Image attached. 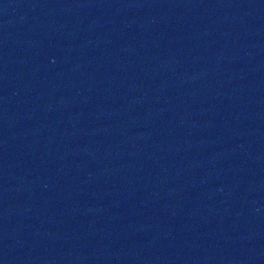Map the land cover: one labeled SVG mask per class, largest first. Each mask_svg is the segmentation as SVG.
I'll return each instance as SVG.
<instances>
[{"label":"water","instance_id":"1","mask_svg":"<svg viewBox=\"0 0 264 264\" xmlns=\"http://www.w3.org/2000/svg\"><path fill=\"white\" fill-rule=\"evenodd\" d=\"M0 264H264V0H0Z\"/></svg>","mask_w":264,"mask_h":264}]
</instances>
